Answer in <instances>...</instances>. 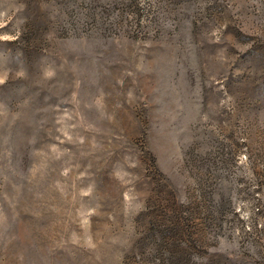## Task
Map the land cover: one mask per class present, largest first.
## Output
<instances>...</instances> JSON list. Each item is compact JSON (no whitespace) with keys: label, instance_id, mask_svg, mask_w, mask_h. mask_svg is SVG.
I'll return each mask as SVG.
<instances>
[{"label":"rangeland","instance_id":"1","mask_svg":"<svg viewBox=\"0 0 264 264\" xmlns=\"http://www.w3.org/2000/svg\"><path fill=\"white\" fill-rule=\"evenodd\" d=\"M0 264H264V0H0Z\"/></svg>","mask_w":264,"mask_h":264}]
</instances>
